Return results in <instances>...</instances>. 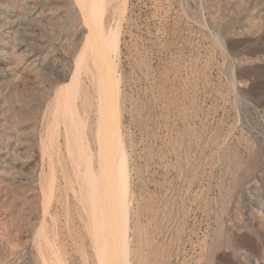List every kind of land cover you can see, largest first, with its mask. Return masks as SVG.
Wrapping results in <instances>:
<instances>
[{
  "label": "rangeland",
  "instance_id": "rangeland-1",
  "mask_svg": "<svg viewBox=\"0 0 264 264\" xmlns=\"http://www.w3.org/2000/svg\"><path fill=\"white\" fill-rule=\"evenodd\" d=\"M125 7L104 19L122 18L109 105L128 156V264H264V0ZM80 18L74 0H0V264H102L83 173L100 156ZM69 88L93 167L67 149L56 108Z\"/></svg>",
  "mask_w": 264,
  "mask_h": 264
},
{
  "label": "bare ground",
  "instance_id": "bare-ground-1",
  "mask_svg": "<svg viewBox=\"0 0 264 264\" xmlns=\"http://www.w3.org/2000/svg\"><path fill=\"white\" fill-rule=\"evenodd\" d=\"M74 1L77 2L78 11H79L80 16H81L80 19L83 20V22L85 23V24L84 23L83 24L85 25V27L87 29L85 31V33H83V37H82L83 45H82L81 50L79 51L78 54L79 55L82 54L81 52L85 46L89 49V50L86 49V52L89 51L88 55L90 57V61H91L90 63H92L91 64L92 67L87 68L89 70H87L85 73H87L90 76L91 80L94 83L93 85L96 88V92H97V105H96L97 121H96V123L98 124V127H97L96 131L95 130L94 131L96 133L95 137L97 136V139H98V141H97L98 142V146H97L98 149L96 152H98V154L100 156V162H99V165H97L99 167V169L97 172L94 170L95 171L94 172L93 170H91L92 168H89L88 172L83 171V173H85L86 178H87L86 184H87L88 189H86V190H87V194L89 195V202H90V206H91L90 208L92 209V213H94V215L96 212L101 213L102 216H100L98 218L102 219V222L104 225V230L106 233L105 239H104L105 240L104 241V247L101 248L102 251H100V254H99V257H100L99 263L111 264L113 262L114 264H128V258H127L128 239L126 238V236H128V228H129V226H128V204H129L128 203V193H129L128 177H129V175H128V159H127L128 156H126L125 147L121 143V132H120V127H118V121H117L118 117L116 118V116L118 114H116V116H115L114 112L112 111L113 109L111 110V107L109 105L110 100L113 99L112 96H113V93H115L114 90L116 89V84H117L116 76H118V75H116V69H115V65H114L115 64L114 63V60H115L114 55L116 56L118 49H119V34H120L119 33L120 32L119 31V22L122 21L121 20L122 18L120 20L118 19L116 21V17H115V21H116V23L114 24L115 27L113 25L108 26L107 23L105 24V19H104V15H105V12L107 9L112 11L110 13L116 15L117 17H121L125 11V8H126L125 6L127 3V0H74ZM112 22H114V21L112 20ZM120 26H121V24H120ZM77 60H76V62L81 61V60L80 61H77ZM83 61H84V59H83ZM74 65H76V64H74ZM86 66H85V68H86ZM75 71H76V69H75ZM79 72L80 71H78L77 73H79ZM76 75L79 76V74H76ZM76 77L77 76H75V78ZM76 80L79 81V79H76ZM71 81H74L72 76H71V78H69V81H67L65 83L71 84ZM74 82H76V81H74ZM65 83L63 85H61L62 89H63V87L66 86ZM75 84L73 86H75ZM77 86H78V84H77ZM72 88L77 89L78 87L75 86ZM72 88H69V89L71 90ZM58 89H59V86H58ZM58 89H56V90H58ZM73 90L74 89L71 90L72 93H73ZM71 91H70V93H71ZM77 91H78V89H77ZM65 92L66 91H63V93L61 92V95L62 94L64 95ZM75 93L76 94H74V93L68 94L66 92L63 99L62 100L60 99V101H63L61 106L58 105L56 110L59 109V111L63 114V116L59 115L58 117L59 118L61 117L62 121L65 120L64 126H65V132H66V136H67V137L66 136L65 137H66V141L68 144L67 145L68 148H67V146H66V148L67 149L71 148L70 146H72V145H70V143H73V146L75 147V150H76L75 153L77 152V150L82 152V153H80V152L79 153L86 158L87 163H88L87 167H93L92 166V160H91L92 155H90L91 152H89V153L87 152L89 144H88L87 136H86L85 131H84L85 130V127H84L85 121L82 120V118L79 114V107L77 104V95L78 94L76 91H75ZM114 96H116V95H114ZM54 100H56V99H54ZM116 102H117V100H116ZM116 105H117V103H116ZM59 106L61 107V109L59 108ZM59 111L57 110V112H59ZM115 111H118V110H115ZM51 112L52 111H50V113ZM57 115L55 116L54 120H56L58 118ZM54 120L52 121V123L55 122ZM56 122H57V120H56ZM56 122L53 124H56ZM49 123H51V122H49ZM56 127H58V122L56 124ZM56 127L54 125L53 128L55 129ZM51 137H55V136H51ZM52 142L54 143V141H52ZM54 144H56V143H54ZM72 150H73V148H72ZM88 150L90 151V149H88ZM102 150L104 152L101 153ZM66 151L69 152L68 150H66ZM73 152H74V150H73ZM79 153H77V154H79ZM76 156H75V158H76ZM77 157L80 158V155ZM75 158H73V159H75ZM84 161H85V159H84ZM81 162H83V161H81ZM87 163H85V164H87ZM76 164H75V166H76ZM85 164H84V166H85ZM81 169H82V167H81ZM73 171L74 170H72V172ZM75 171L77 172L78 170H75ZM78 173H80V171L77 172V174ZM81 173H82V171H81ZM81 178H83V177H81ZM44 182H46V181H44ZM83 185H85V183ZM50 186H51V184H50ZM42 190H43V188H42ZM72 190H74V189H72ZM78 191H79V189H78ZM83 191L85 192L84 188H83ZM50 192H52V186H51ZM77 195L79 196L80 194H77ZM75 197H76V195H75ZM81 198H84V197H81ZM86 198H88V197H86ZM42 204H44V203H42ZM44 207H46V205ZM99 213L97 214V216L99 215ZM98 224H99V222H97V225ZM88 225H90V224H88ZM94 229H96V227ZM103 238H104V236H103ZM101 244L103 246V243H101ZM101 249H99V250H101ZM49 255H52V254H49ZM44 257H46V256H44ZM107 258L108 259L110 258V263H109V261H107ZM56 260H58V259H56ZM49 262H50V260H49Z\"/></svg>",
  "mask_w": 264,
  "mask_h": 264
}]
</instances>
